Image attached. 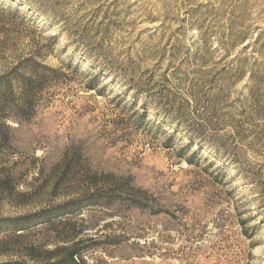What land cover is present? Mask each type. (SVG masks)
<instances>
[{
  "label": "rangeland",
  "instance_id": "374dc122",
  "mask_svg": "<svg viewBox=\"0 0 264 264\" xmlns=\"http://www.w3.org/2000/svg\"><path fill=\"white\" fill-rule=\"evenodd\" d=\"M238 31L264 43V0H0V264H264L249 71L216 114L178 94Z\"/></svg>",
  "mask_w": 264,
  "mask_h": 264
},
{
  "label": "trees",
  "instance_id": "16d2710c",
  "mask_svg": "<svg viewBox=\"0 0 264 264\" xmlns=\"http://www.w3.org/2000/svg\"><path fill=\"white\" fill-rule=\"evenodd\" d=\"M251 34L245 31H238L233 35L231 42L223 43L222 45H201L197 48V52L194 55L193 62L195 63L193 71L191 72L193 75L199 76L201 79L197 80L193 79L192 86L188 92H184L183 90H179V95H185L188 98L195 97V90L198 89L200 93H203V97L207 98L208 106L207 108L213 113L216 114V107L218 104L228 101L231 96V89L235 86L237 82L242 80L247 72L249 71V79L253 82V85H247L250 90H252L253 96H250L253 104L258 106L261 112H257V116H259V120L264 121V110L263 106H260L262 102V94H260L261 86L264 84V62H257L253 66L249 65V57H241L242 54L246 53L250 48H253V53H260L262 56V52L264 50V43L262 42L263 34L258 33L257 36H253L249 39ZM248 42L245 44L246 40ZM243 45V46H242ZM239 50L236 52V50ZM235 53V62L234 65L231 66V63L227 62V59L230 58ZM47 67V66H45ZM186 76V74H185ZM205 79V80H204ZM166 80V85H171V82L168 78ZM203 80V83H199V81ZM170 88H167V91ZM163 94L161 97H164L163 103L165 106V110L167 113H172L176 115V118H184L188 121L189 109L191 106V101L182 100L179 102L178 98L172 96V93L168 91L165 93L161 91ZM195 102V101H194ZM264 102V99H263ZM201 105V103L199 104ZM157 106V104H156ZM163 106V107H164ZM159 107V106H157ZM161 107V106H160ZM217 116H215V119ZM210 124L205 122H201V124L197 123L198 129H205L206 127H210ZM196 128V127H195ZM264 131L257 136V140L264 141ZM252 135H255L254 130H249V133L244 135V138H249ZM254 142V141H252ZM76 244H73V251L67 254V261L64 264H76V257L78 254L74 250ZM38 256L35 254H31V259L34 261L32 263L27 264H60V262H52L50 259H46L44 261H37ZM18 264V263H15Z\"/></svg>",
  "mask_w": 264,
  "mask_h": 264
}]
</instances>
